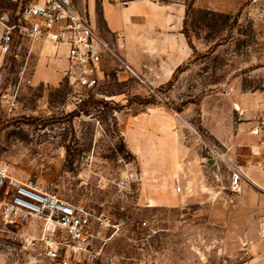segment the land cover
I'll list each match as a JSON object with an SVG mask.
<instances>
[{
    "label": "rangeland",
    "instance_id": "rangeland-1",
    "mask_svg": "<svg viewBox=\"0 0 264 264\" xmlns=\"http://www.w3.org/2000/svg\"><path fill=\"white\" fill-rule=\"evenodd\" d=\"M21 2L0 0V13L18 21ZM156 2L164 22L147 39L141 33L132 53L118 49L128 67L108 59L101 85L81 111L66 100L62 68L55 81L31 82L37 53L29 41L0 52V158L18 177L65 200L110 210L122 223L104 244L107 257L70 264H237L263 252L249 246L264 237L245 231L231 238L228 223L216 225L210 215L215 201L226 208L235 202L226 157L218 156L217 199L189 189L190 200L180 206L144 201L141 191L129 200L115 195L114 182L126 169L142 173L124 135L131 116L152 108L161 127L173 117L180 142L202 145L213 157L211 129L264 113V0ZM53 57L63 56L56 48ZM254 97H260L255 107ZM25 232L0 222V264H56L40 245L22 243Z\"/></svg>",
    "mask_w": 264,
    "mask_h": 264
},
{
    "label": "crops",
    "instance_id": "crops-1",
    "mask_svg": "<svg viewBox=\"0 0 264 264\" xmlns=\"http://www.w3.org/2000/svg\"><path fill=\"white\" fill-rule=\"evenodd\" d=\"M73 1L113 46L123 43L121 49L125 54L132 53L138 47L141 33V39H147L144 35L148 34L149 37V33L156 29L166 14L165 10L158 12L161 7L156 0ZM1 15L8 17L7 12ZM3 30L0 23V38ZM30 43L32 50L37 53V68L31 82L57 80L61 73L57 69L60 67L65 70L68 64L66 52L61 49L62 59H55L53 51L57 47L52 42ZM259 98L252 99L253 107L259 105ZM251 116L247 122L238 125L229 122L225 128L220 125L211 129L213 136L219 140H214L215 144L210 146L218 153L213 157L202 145L181 143V129L173 128V117H165L167 125L161 127L158 124L159 115L152 108L131 116L124 135L141 164V199L152 200L155 204L180 206L190 200L188 189L196 192L197 196L205 198L213 194L212 197L217 199L220 196L217 189L218 156L223 155L242 171L243 190L233 195L232 200L235 202L229 208L224 207L222 200L215 201L210 215L216 225L228 223L231 238L245 231L264 237V128H259L261 117L260 121L264 124V113L251 112ZM177 184L182 186V191L176 190ZM243 224L248 225V230L239 228ZM250 244L249 248H260L263 252L252 253L237 264H264V239H253Z\"/></svg>",
    "mask_w": 264,
    "mask_h": 264
},
{
    "label": "built area",
    "instance_id": "built-area-1",
    "mask_svg": "<svg viewBox=\"0 0 264 264\" xmlns=\"http://www.w3.org/2000/svg\"><path fill=\"white\" fill-rule=\"evenodd\" d=\"M18 14V21L13 22L0 16L4 28L0 52L11 53L24 40L50 41L59 52L64 50L68 62L64 70L68 84L66 100L77 109L93 99L110 57L128 67L118 50L124 47L123 43L113 46L73 0H22ZM89 158L92 159V154L84 157L86 161ZM230 169V190L238 195L243 190L244 176L232 163ZM141 182L140 171L126 169L114 182L115 195L125 200L135 198L141 191ZM100 185L105 187L103 182ZM176 190L180 192L182 186L177 184ZM0 222L21 227L26 231L21 235L22 243L28 247L40 245L56 264L101 261L107 257L104 251L107 239L122 229L121 220L110 210L88 206L82 200H65L32 180L18 177L10 162L3 158H0Z\"/></svg>",
    "mask_w": 264,
    "mask_h": 264
}]
</instances>
